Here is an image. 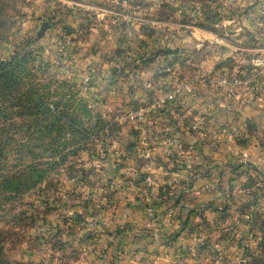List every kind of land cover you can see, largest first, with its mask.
<instances>
[{"label": "rangeland", "instance_id": "1", "mask_svg": "<svg viewBox=\"0 0 264 264\" xmlns=\"http://www.w3.org/2000/svg\"><path fill=\"white\" fill-rule=\"evenodd\" d=\"M39 2L50 6L40 16L37 0H0V24L10 32L9 42L0 36V60L21 50V40L41 41L32 66L35 82L50 90L38 92L49 94L50 106L62 99L70 127L35 137L38 152L57 147L52 161L63 164L25 193L0 188L3 259L264 262L260 170L245 150L210 164L214 142L241 132L230 133L226 108L236 109L245 84H255L264 0ZM44 22L49 28L37 39ZM167 49L178 53H159ZM17 123L19 144L0 160V184L9 171L39 166L23 161L21 145L34 130L20 113ZM207 187L220 200L193 210L189 196Z\"/></svg>", "mask_w": 264, "mask_h": 264}, {"label": "trees", "instance_id": "2", "mask_svg": "<svg viewBox=\"0 0 264 264\" xmlns=\"http://www.w3.org/2000/svg\"><path fill=\"white\" fill-rule=\"evenodd\" d=\"M0 27H3V32L0 34L1 39L6 41L10 36L9 26L5 27L2 23ZM9 41L10 39L6 42ZM21 41V50H16L7 60H0V160L4 159V161H7L6 155L9 152L7 151V146L10 143L19 144L15 138L20 128V125L17 123L20 113V115H24L28 120L27 130H34L33 133L28 131V140L21 145L23 161L29 159L32 163L39 162V166H27L25 174L9 171L1 178L2 183L0 184V188L3 187L7 191L15 193H25L31 190L36 184L50 175L53 169L63 164V162L55 164V161H52L55 153L59 152L57 147H53L52 149L46 147L38 152L40 146L35 142L37 140L35 138L36 135H38V138L39 136H48L56 130L61 131L70 127V123L66 119L67 114L61 110L60 102H62V99L54 102L53 106H50L49 94L38 92L39 89L41 91L47 90L46 92L50 90L47 87L48 85L45 86L39 84L37 81L35 82L36 76L32 66L35 60L34 51L39 49L41 41L35 38ZM17 46H14V48ZM52 97L53 94H50V98ZM36 129L38 130L37 134L35 132ZM40 130L43 133H40ZM59 137L60 135L55 136L54 142ZM240 143H243V141ZM13 161L15 165L12 167L16 169V162L20 164L19 160L14 158ZM252 170L255 172L254 169ZM5 192L0 190V194H4ZM0 264H8L3 259L1 248ZM253 264H264V262L255 261Z\"/></svg>", "mask_w": 264, "mask_h": 264}, {"label": "crops", "instance_id": "3", "mask_svg": "<svg viewBox=\"0 0 264 264\" xmlns=\"http://www.w3.org/2000/svg\"><path fill=\"white\" fill-rule=\"evenodd\" d=\"M33 4V7L36 8L39 12L38 15L45 14L46 11L50 10L49 4L39 2ZM44 6V7H43ZM46 10V11H45ZM251 78H254V85L251 83L245 84V87L242 89V95L240 97L238 109L236 107L226 108L228 110V115L225 117L229 121V130L234 131L236 127H240L241 132L231 133V140L220 139L217 142H214L212 147L213 156H211L210 164L212 166L216 165L219 160H231L235 157V153L245 150L248 154V161L252 166L257 167V170H260L261 178H258L262 181L264 185V69H257L254 72H251ZM215 104V102H213ZM239 130V131H240ZM236 136V138H234ZM243 137L249 138V141H246L245 144H239L237 146V138ZM234 138V139H233ZM235 140V141H234ZM238 147V148H237ZM240 148V149H239ZM213 178V177H209ZM207 185L214 184L213 182L207 180ZM201 183V184H200ZM210 183V184H209ZM204 181H196V185H203ZM207 191L200 190L197 191L196 195L192 193L189 196L193 210L197 211V208H201L204 203L212 204L216 206L218 200H220V194H217V191L214 189H209ZM216 191V192H215ZM260 200L264 202V187L261 191L258 192Z\"/></svg>", "mask_w": 264, "mask_h": 264}, {"label": "water", "instance_id": "4", "mask_svg": "<svg viewBox=\"0 0 264 264\" xmlns=\"http://www.w3.org/2000/svg\"><path fill=\"white\" fill-rule=\"evenodd\" d=\"M48 28H49V23L44 22L40 26V28H39V30L37 32V39H40L44 35V33L46 32V30H48ZM159 53L166 54V55L167 54H170V53L176 54V53H178V50H170V49L160 50Z\"/></svg>", "mask_w": 264, "mask_h": 264}, {"label": "built area", "instance_id": "5", "mask_svg": "<svg viewBox=\"0 0 264 264\" xmlns=\"http://www.w3.org/2000/svg\"><path fill=\"white\" fill-rule=\"evenodd\" d=\"M253 65L257 68L264 69V52L257 56ZM85 80L88 81L89 78L87 77Z\"/></svg>", "mask_w": 264, "mask_h": 264}]
</instances>
